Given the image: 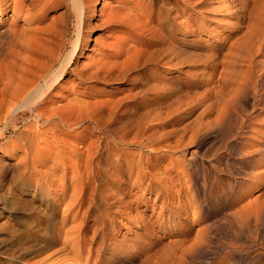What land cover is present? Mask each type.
I'll use <instances>...</instances> for the list:
<instances>
[{
  "label": "bare ground",
  "instance_id": "6f19581e",
  "mask_svg": "<svg viewBox=\"0 0 264 264\" xmlns=\"http://www.w3.org/2000/svg\"><path fill=\"white\" fill-rule=\"evenodd\" d=\"M30 1L32 0H13L10 4L12 14L9 17L22 19L25 26L21 25L19 29H16V24L0 26V177L7 171L11 172L15 184L26 186L31 178L33 179L37 165L43 166L49 159L51 164L42 172V179L54 177L57 171H60L62 179L67 174H70V178H74L76 182V179H80L79 182L82 183L78 186V190L84 191L90 186L91 180L94 181L103 176L106 170H110L111 173L121 176L116 182L117 185H126L136 173L135 177L138 181H142L145 177L143 170L151 173V169L155 166L156 154L147 159L146 164L143 165L138 161L140 159L136 162L133 156L124 155L123 147L137 148L141 152L154 154L161 147L160 145L155 147L154 144L176 138L174 145H171L172 142L170 145L164 143L167 146L161 147L162 152L193 145L198 147L196 149H199V156L203 158L211 156L214 161V164L207 162L208 165L198 167L201 173L198 187L195 186V173L191 170L193 165L187 166L190 185H186L194 190L196 196H201L197 214L200 213L202 203L209 201L218 204L220 199L224 198L225 206H231L236 195L235 179L241 178L236 175L247 176L248 172L245 169L264 164V0L253 2L222 0L221 2L225 4L239 3V7L229 14L232 18L239 16L238 23L236 22L233 28V36L236 39L234 43H229L230 40L226 42L222 40L224 43L218 44L214 52L203 49L202 55L197 53V50L202 49L198 46H193V52L186 54L184 38L188 33L183 24L176 23L175 17H171L166 23L151 18L140 26H134L133 23L136 21L132 19L139 21L142 13L135 11L137 8L129 1L122 3L121 6L98 11L93 8L98 0H41L37 4ZM27 2L29 3L26 5ZM202 2L201 6L204 4L203 0ZM49 6L62 7L64 11L62 15H57L58 19L52 16L45 27H40L43 17H46L40 16V12ZM5 9L6 3L0 0V15ZM125 9L134 11L135 14L130 16L125 13ZM141 9L152 10V6ZM182 14L179 11L177 16ZM68 24H70L69 31ZM122 27L127 36L122 38L114 35L117 29ZM190 28L189 34L196 37L205 31L203 25L196 23ZM98 29H104L106 37L104 36L103 40L96 39L99 48L93 51L95 53L93 56L80 63L79 56L85 50L91 32ZM190 68H200L202 71L187 73ZM206 70H211L215 74L211 73L214 74L212 77H206V73H203ZM184 81L188 82L184 83ZM92 82L104 87L101 90V94H107L104 99H95L93 103H86L88 100L86 98L82 101L67 99L66 105L47 109L51 106L47 104L48 98L61 88L89 85ZM205 82L217 85L205 89L200 94V98L183 94L184 91H188L186 89L199 88ZM197 110L199 112L192 122L179 127L186 117L193 115ZM84 123L91 124L92 127L88 129L89 126L88 128L85 127L86 124L83 126ZM40 126H47V129L39 131ZM176 126L178 128H174ZM80 127L82 129L76 132L79 144L66 145L68 154L66 156L63 152H51L54 144L51 148L37 147L43 133L57 146L58 143L61 144L63 137L58 134L68 136L69 132ZM169 127L172 129L158 142L154 137L155 130ZM253 130L258 133L257 139L245 143V138ZM216 140L221 142L219 145L221 148H227L228 156L230 155V158L224 159L225 164L231 160L238 161L239 165L217 169L216 162L218 163L221 157L217 150L211 152ZM200 145H203L202 149ZM153 146L158 148L155 149ZM15 155L20 157L18 164L10 163V159ZM112 156L115 157L112 159L114 164L108 161ZM122 158L126 162L124 167ZM176 169L179 170V167ZM224 172L228 177H232V181L231 183L225 181L220 185L221 177L226 176ZM36 182L31 188L32 195L38 193L41 198L42 181ZM76 187L75 184H71L69 198L78 191ZM4 192L8 193L7 190ZM67 202L69 204V201ZM49 203L53 206L52 202L47 200L48 205ZM67 206L69 207L66 205V208ZM231 212L228 209L226 213L224 212V217L222 216L228 226L234 222L235 215ZM134 214V220L143 218L141 211ZM36 228L38 229L37 225ZM48 229L49 231H45L43 236L45 242L55 238L56 229L52 227ZM203 232L201 231L202 234ZM202 234L199 232V242L196 246L200 249L207 244L205 242L207 236ZM259 245L261 250L259 254L263 257L264 243L261 241ZM32 254L33 252L23 251L14 264H19L23 257L24 262L27 258L25 256ZM189 259L188 252H182L178 261L175 260L177 261L175 264H191ZM244 259V264L256 262L250 258ZM213 260L215 261V258ZM213 260L209 258L207 264H215L216 261ZM256 264H264V259L258 260Z\"/></svg>",
  "mask_w": 264,
  "mask_h": 264
},
{
  "label": "rangeland",
  "instance_id": "374dc122",
  "mask_svg": "<svg viewBox=\"0 0 264 264\" xmlns=\"http://www.w3.org/2000/svg\"><path fill=\"white\" fill-rule=\"evenodd\" d=\"M1 1L6 3V9L0 15V26L7 27V25L16 24V29L21 28V25L25 26L22 19L9 17L12 14L10 4L13 0ZM39 1L41 0H32L30 2L37 4ZM104 1H106V4H104ZM127 1L135 5L137 8L135 11L142 13V17L139 21L132 19L136 21L133 23L134 26H140L151 18L166 23L171 17L176 18V23L183 24L186 29L185 31L188 33L184 38V50L185 52L187 51L186 54L193 52V46L202 48L197 50L198 54L201 53L200 55L204 54L203 49L214 52L218 44L228 40H230L229 43H234L236 39L233 36V28L238 23L237 19L239 16L232 18L229 17V14H231L236 7H239L238 2L232 4L227 2L225 4L221 2L222 0H203L204 4L201 6L203 3L202 0H98L93 8L96 9V11L99 9H108L110 7L121 6L122 3H126ZM250 1L253 2L254 0ZM28 3L29 2H27L26 5ZM147 6H152V10L141 9L143 7L147 8ZM62 11H64L62 7L52 8L50 6L41 11L40 16L46 17H43V21L39 26L45 27L47 23L51 21L50 18L52 16H56V19H58L59 16L57 15H62ZM124 11L130 16L135 14V12L131 10L125 9ZM179 11L183 14L177 16ZM97 13L98 12H96V14ZM94 22L95 20H93V23ZM194 23L205 27V31L200 33L199 37L189 34L190 27ZM69 27L70 24L67 25L68 31L70 30ZM124 31L125 29L123 27L118 28L114 35L124 38L127 36ZM104 36L106 37L104 29L91 32L90 39L87 40L86 48L81 56H79L80 58L78 60L80 63L81 61H86L95 54L93 51L99 48L95 40H103L105 38ZM176 38H179L178 34ZM200 71H202L200 68H190L187 70V73H197ZM203 73H206V77H212L215 74V72L211 70L203 71ZM176 76L174 75V77ZM185 79L187 78L185 77ZM187 82L188 81H184V83ZM84 85L85 84L78 87L69 86L66 89L61 88L48 98L47 104L51 106L47 109L54 108V106L60 107L61 105H66V101L69 99H80L79 101H82L86 98L88 99L86 103H93V101H96L95 99L100 100L107 96V94H101V90L104 89L101 84L92 82L89 83V85ZM216 85L217 84L205 82V84L203 83L199 88L193 90L186 89L188 91H184L183 94L185 93L188 97L194 96L195 98H200V94L205 89L212 88L213 86L215 87ZM81 93H83V95ZM173 101L174 99L172 103ZM203 106L205 107L206 104ZM184 110L185 108H183V111ZM199 110L193 115L186 117L179 127L184 126L185 123L192 122ZM84 125L87 128L89 126L88 129L92 127L91 124L84 123L83 126ZM81 127L69 132L68 136L58 134L63 137H61V144L58 143L59 145L57 144V146L49 136L43 133L44 135L42 134V137L38 140L39 144L37 143V147L39 149H44L45 147L51 148L54 144L56 148L55 146L52 147L51 152H63L66 156V145L77 146L79 144L76 132L80 131L82 129ZM174 128H178V126ZM46 129L47 126H40L39 131H45ZM170 129L172 128L155 130L154 137L160 142L164 134ZM255 132L256 130H253V132L248 134L249 136L244 140L245 143H250L252 140L257 139L258 133ZM96 136L98 137V135ZM94 138L96 137H93V139ZM174 139L176 140V138H173L166 142H160L161 144L158 143L154 145L155 147L160 145L162 148L170 145L171 142V145H174ZM220 143L216 140L211 151L217 150V153L221 157L218 163L216 162L217 169H226L239 165L240 163H238V161L233 162L230 159V161L225 164L224 159H227V157L230 158V155L228 156L227 148H221L219 146ZM46 145H49V147ZM185 146L186 147L183 146L175 150L165 151V153L162 152L160 147L159 151L154 154L141 152L137 148L123 147L122 153H124V155L133 156L135 161L140 159L138 161L143 165L146 164L147 159L156 154L154 156L156 158L155 166L151 169V173L144 172L143 170L142 173L145 174V177L144 179L142 178V181H138L137 177H135L137 176L136 173L127 181L128 184L117 185L116 182L121 179V176L111 173L110 170H106L103 176L96 178L94 181L91 180L90 186L87 190H81L82 192L78 190V186H80L82 182H79L80 179H76L77 182L74 181V178H70V174H67L63 180L60 176V171H57L58 173H56L54 177L42 179V172L51 164L49 159H47L43 166L37 165L35 169L36 172L35 170L33 172V179L31 178V181L26 186L19 185L18 183L15 184L14 177L10 175L11 172L7 171L0 177V183L2 184H0V264H14L16 258L23 251L33 252L32 255L35 257L32 255L25 256L28 259L25 258L23 262V257L19 264H175L181 257L182 252H188V255H190L189 262L191 264H207L209 258L210 260L215 258L216 262L213 260L215 264H229L230 262L242 264L245 260L244 258L253 259L256 261L255 264L258 260H263L264 256L261 257L262 255L259 254V252L261 253L259 243H261V241L264 243V164H258L252 168L245 169L248 172L247 176H243L242 174L236 175V177L240 176L241 178L235 179L234 187L236 195L234 197V203L231 204V206H225L226 201L223 202V200H225L224 198L220 199L218 204L209 201L208 203H202L203 206H200L201 210L198 215L197 212L199 203L201 204V196H196L194 190L189 189V186H187L188 184L190 185V174H188L187 166L193 165L191 170L195 173V179L193 177L194 175L192 177L195 180V186L198 187L200 184L199 177L201 175L200 168L198 167L206 164L208 165V163L214 164V161H212L211 156L205 158L199 156V149H196L198 147L193 145ZM200 146L199 147L202 149L203 145ZM195 150L198 153L193 152ZM191 155L193 157H191ZM110 157L108 161H112V164H114L115 162L112 159L115 157ZM122 159V166L124 167L126 162L124 158ZM19 161L20 157L16 155L10 159V163L18 164ZM200 161L203 163H200ZM177 167H179V170L176 169ZM185 171H187L186 174ZM15 172H17L16 169ZM249 172H251V174H249ZM150 174L152 175L150 176ZM213 174L214 172L211 173V175ZM111 175L112 177H110ZM112 178H114V180ZM221 178L223 181L221 180L220 185L225 183V181L226 183H231L230 181H232V177H228L227 173L226 176ZM104 179L106 181H104ZM36 181L38 183H40V181L43 182H41L43 192L41 198L38 193L32 195L31 188H33ZM72 183L77 186L76 190L78 191L72 198H69L71 195L70 188ZM96 183L99 185L102 184L99 186ZM149 183L151 184L149 185ZM124 186L125 189H123ZM158 186H160V188ZM5 190H7L8 193L5 194ZM79 192H81V194ZM87 194L91 195L88 196ZM47 200H50L54 207L50 205V203L48 205ZM67 201H69V204ZM66 205H69V207L67 206L68 209ZM70 206L72 208H70ZM85 208H87V210ZM228 209L232 211V215H235L233 216L235 223L233 222V224L229 226L224 222L223 218L225 215L224 212L226 213ZM137 211L142 212L141 217L143 218L134 220V213ZM78 226L80 227L79 229L76 228ZM50 227L56 229L54 230L55 238L49 239L50 241L46 240L45 242L43 236L44 233H46L45 231H49L48 228ZM68 230L69 232H67ZM200 230L202 232L204 231L203 233L207 236V240H205L207 244L201 249L196 247L199 242L198 234L199 232L202 234ZM77 231L80 232L81 235ZM64 235L65 237L69 236L65 239ZM28 247L31 248L29 249ZM246 253L251 257H248ZM256 254L258 256H256Z\"/></svg>",
  "mask_w": 264,
  "mask_h": 264
}]
</instances>
